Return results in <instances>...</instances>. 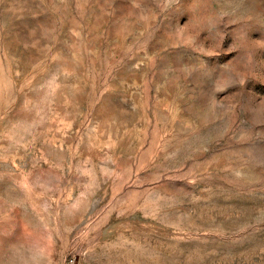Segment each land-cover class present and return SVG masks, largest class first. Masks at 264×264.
<instances>
[{
    "label": "rangeland",
    "instance_id": "obj_1",
    "mask_svg": "<svg viewBox=\"0 0 264 264\" xmlns=\"http://www.w3.org/2000/svg\"><path fill=\"white\" fill-rule=\"evenodd\" d=\"M0 264H264V0H0Z\"/></svg>",
    "mask_w": 264,
    "mask_h": 264
}]
</instances>
